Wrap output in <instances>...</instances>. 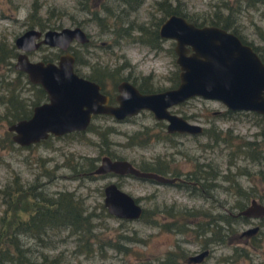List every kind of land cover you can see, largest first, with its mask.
<instances>
[{"label":"rangeland","instance_id":"obj_1","mask_svg":"<svg viewBox=\"0 0 264 264\" xmlns=\"http://www.w3.org/2000/svg\"><path fill=\"white\" fill-rule=\"evenodd\" d=\"M32 0H0V33L7 34L13 38L28 26L27 13L30 10ZM41 5L39 14L45 15L46 4L50 5L51 17L54 26L73 25L80 23L89 34L87 43L72 41L70 47L79 50L84 60L80 66V72L86 74L95 69L97 65H106L108 69L119 66L120 75L128 74L130 78L140 81L143 76L149 74L152 85L165 87L171 84L170 76L177 67L175 54L168 51V46H173L174 40L165 38L162 46L151 49L147 44L128 37H122L114 41L112 31H108L91 16L89 12L82 11L77 7L76 0H38ZM171 4L183 5L188 11L210 13L219 0H168ZM230 8H225L234 16L241 35L251 42L258 44L264 55V0L255 3H247L245 0H226ZM156 0H141L137 8L130 13V17L136 22H150L156 16L161 15L155 6ZM101 3L113 5L115 0H102ZM58 9L60 16L55 15ZM227 11V12H228ZM76 19H78L76 21ZM38 27V25H35ZM49 27V26H48ZM116 39V38H115ZM59 48L54 45L41 44L39 47L29 51L31 58H42L57 56ZM106 86L111 87L109 72L106 76ZM30 91H28L29 93ZM177 112L187 116L192 121H198L204 126L212 122L218 127L231 128V132L246 139L259 138L258 132L264 124L257 119L252 112L245 109L224 116L221 112L226 107L220 100L193 95L185 101L172 106ZM1 108V106H0ZM248 110V109H247ZM157 118L148 109H142L138 113L129 115L124 119H117L109 114H98L92 118L93 127L104 128L110 126L113 130L108 135V142L100 140L98 133L88 129L78 135H50L46 141L31 143L27 146H4L0 144V187H2L17 172L19 179L25 185L33 180L40 181L48 193L58 189H74L77 194L84 198L89 208L93 207L99 216L94 220L106 224L101 228L104 237H111L127 245L124 249L107 246L105 250L97 249L87 254L83 251L73 252L75 238L69 236L66 241L58 243V248H63L66 259L70 264H164L161 257L166 250H179L178 244L186 249H197L205 243L211 250L202 262L203 264H264V228L261 231L262 243L255 247L249 242L240 241L237 233L240 232L244 223L236 224L232 233L227 235L225 242H214L208 240L207 236L197 234L193 228H185L184 231H172L157 225H152L140 218H129L121 220L113 214L100 212V202L103 199V184L108 180L117 181L123 188L136 196L144 206H151L154 202L166 205L175 204L182 208L204 209L202 211H217L225 207L237 210L234 204L238 201L247 202L251 196L264 201V161H252L248 158L237 157L235 165L228 160V147L222 143L208 146L204 143L207 139L205 133L192 134L179 132L174 136L175 142L166 139H153L146 145L126 144V135L135 129L148 126L156 131ZM257 120V121H256ZM262 124V125H261ZM7 122L0 123V139L4 136ZM109 147L126 158L137 162L144 159H152L159 155L166 161L170 168L183 171L191 168L194 159L210 160L212 170L219 169V174L214 178L212 188L208 191V197L203 198L191 193L189 187L177 185L174 182H159L152 178L139 177L130 173L116 174L105 173L93 176H76L72 168L65 161L73 162L80 155L97 156L99 161L101 148ZM65 161V162H64ZM44 167V168H43ZM243 170L244 172H242ZM41 171L47 172L40 173ZM228 173V175H221ZM74 174V175H73ZM232 179H237L240 190H248L249 194L237 192ZM46 192V193H47ZM261 195V196H260ZM261 197V198H260ZM0 194V218L5 212L6 203ZM24 199V198H23ZM262 199V200H261ZM18 203V201H17ZM26 200H19V207L14 211L16 214H25L24 205ZM18 205V204H17ZM187 216L180 215V220L193 226L194 220L205 219L201 214ZM169 219L167 214L160 216ZM183 222V223H184ZM192 222V223H191ZM135 232L141 238L133 241H123L119 232ZM258 244V243H257ZM48 248L55 251L58 248ZM241 249V250H240ZM245 251L246 254H240ZM191 251H187L190 253Z\"/></svg>","mask_w":264,"mask_h":264},{"label":"trees","instance_id":"obj_2","mask_svg":"<svg viewBox=\"0 0 264 264\" xmlns=\"http://www.w3.org/2000/svg\"><path fill=\"white\" fill-rule=\"evenodd\" d=\"M101 1L102 0H76V4L80 10L89 12L100 26L103 25L106 30L112 31L114 41H118V38L121 39L122 37H128L147 44L151 49L158 50L162 46L163 39L166 38L159 34L158 24L162 18L170 12L184 14L188 19L198 24H219L241 36V31L235 22L234 16H231L228 10V12H223L226 7L230 8V5H228L226 0H219L216 7L208 14L204 12L188 11L185 6H179L177 3L171 4L168 0H156L155 6L162 12L161 15L152 18L149 23H135L134 19L130 17V13L137 8L141 0H115L113 5L104 3L100 4L99 2ZM245 1L247 3H255L260 0ZM40 5L41 3L38 0L31 1L30 10L27 13V18L30 19L28 26L38 25L39 28L54 26V21L49 20L52 19L50 5L46 4V7L43 10L45 15L39 14ZM55 12V15H61V13H58V9H56ZM77 20L78 19H76V21ZM78 22L81 23L80 20H78ZM255 48L264 60V55L259 47L255 46ZM167 49L172 54H175L173 46L170 45ZM72 51L75 55L74 69L81 73L80 66L84 60L78 49L73 48ZM16 52L17 48L13 42V38L8 37L7 34L0 33V123H8L19 117L28 116L31 112L32 105L46 98L45 89L39 83L30 81L23 70L14 66ZM56 57L57 56H48L42 58L54 59ZM124 63L125 62H121L119 66L113 67V69H108L106 65H97L95 69L87 72L86 75L97 80L101 84L103 91H108L111 94L115 92L116 83L121 78H128L141 90L163 88L152 85L149 74L143 76L140 81L130 78L128 74L120 75V68L125 65ZM177 71L178 68L173 70L172 75L170 76V85L177 83ZM107 72H109L111 77V87L106 86ZM28 91L30 92L28 93ZM185 100L186 99L181 102ZM240 110L243 109H233L226 106L221 113L224 116H228L229 114H233V112H238ZM245 111L252 112L258 117L257 119L262 120L261 123L264 124L263 114L255 110L246 109ZM97 115L98 114L93 115L92 118ZM156 122V131H152L148 126H143L142 128L129 132L126 135V141L124 142L128 145H146L153 139L167 138V140L174 143L175 139L173 135L179 132L168 131L165 128L164 120L161 118H157ZM91 124L92 119L85 129L72 130L63 134L64 136L78 135L84 133L88 129H93L98 133L100 140L107 143L108 135L113 128L110 126L104 128L93 127ZM11 132L12 131L6 127L4 130V136L0 139V144L8 147L15 145L24 146L16 143L12 139ZM258 132L260 133L258 139H246L231 132L229 126L222 129L212 122L208 126L203 125V130L198 133H205L207 135V139L204 143L208 146H211L212 144L219 145L222 143L225 147H228V165H235L237 157H249L250 160L256 162L264 161V127L262 126ZM50 135L53 134H49L48 136ZM47 137L36 142H44L47 140ZM27 145L29 144H25V146ZM100 153H107L110 156L124 157L114 150H111L109 147H102ZM96 157L97 156L92 155H80L75 161L70 162L69 157L66 156L65 161L72 168V173L76 174V176H93L95 173H90L89 170L96 165ZM130 160L133 161V159ZM133 162L142 169L155 170L168 175H182L184 179L177 178L174 183L180 186L189 187L191 193L203 195L205 197L213 186L214 178L219 174V169L212 170L210 160L194 159L192 167L183 171V173L181 169H172L167 166L166 161L161 159L159 155L150 160L142 158L137 162ZM241 171L244 172L243 170ZM40 173L48 174L44 171H41ZM221 175H228V173H223ZM232 180V183L236 186L237 192L244 193V197H247L249 194L248 190H240L241 187L238 180ZM46 192V188L42 186L40 181L33 180L28 185L23 184L22 180L19 179L17 172H13L11 178L0 187L1 199L6 203L4 209L5 212L0 218V264H70V260L66 259L64 256L63 248L57 247L59 242L66 241L69 236L75 238L74 247L71 249L73 252L83 251L89 254L97 249L105 250V247L107 246L117 247L119 249L127 247V245L116 239L104 237L101 228L99 227H106V224L94 220L96 219L95 217L100 214H97L98 212H96L93 207L89 208L84 202V198L81 197L80 194H77L74 189H58L51 194ZM139 197L140 196H136L138 200ZM23 198L26 200V204L23 207L26 209V211H24L26 213L16 214L14 211L18 207L20 209L19 200H24ZM246 203L238 201L237 205H234L239 209ZM100 207V212H104L105 214L110 213L107 211L103 201L100 202ZM231 209L233 208L231 207ZM202 210L204 209L195 207L187 209L175 204L166 205L154 202L149 207L143 205L142 212L137 218L143 219L149 224L157 225L172 231L180 232L184 231L185 228H193L197 234L205 237L207 236L208 240L213 239L214 242H225L227 235L232 233L236 224L240 223V220H234L233 216L230 215V219L225 216L226 220L222 222L223 225L220 223L218 224L216 220H212L210 212ZM183 213H186L187 216H202L201 214H204L206 217H209L204 221H200L198 225H195L193 222V224H191L193 226H190L189 223L180 220V215ZM163 214H167L170 218H161L160 216ZM218 216L221 219L223 218L222 213H218ZM119 218L121 220L129 219L118 217V219ZM119 235L123 237V241H133L141 238L132 231H121L119 232ZM251 242L254 244L258 243V238L254 237ZM55 247L58 248L55 251L47 250L48 248ZM242 253L246 254L245 251H240V254ZM160 262L164 264H179L178 254H170L169 250H167L163 257H161Z\"/></svg>","mask_w":264,"mask_h":264},{"label":"water","instance_id":"obj_3","mask_svg":"<svg viewBox=\"0 0 264 264\" xmlns=\"http://www.w3.org/2000/svg\"><path fill=\"white\" fill-rule=\"evenodd\" d=\"M161 36L174 40L173 49L178 67V81L174 85L154 90H141L128 78L116 83L115 103L101 84L74 69L75 55L71 42H86L89 35L80 24L60 27L28 26L13 37L17 48L14 66L26 77L39 83L46 91V99L34 103L28 116L7 123L12 139L18 144H30L47 137L72 130L85 129L98 112L116 118L148 109L154 117L165 120L168 131L198 133L203 124L192 121L172 109L182 100L200 95L220 100L233 109H251L264 113V60L257 50L239 35L216 23H196L184 14L170 12L158 24ZM41 43L57 46L61 51L54 59L31 58L29 51ZM112 171L170 182L175 176L142 169L126 157L104 153L90 173ZM103 203L108 212L117 217L137 218L143 205L136 195L117 181L103 184ZM236 213L257 216L264 214V202L255 197ZM246 227L242 232L257 229ZM208 249L193 253L198 260Z\"/></svg>","mask_w":264,"mask_h":264},{"label":"flooded vegetation","instance_id":"obj_4","mask_svg":"<svg viewBox=\"0 0 264 264\" xmlns=\"http://www.w3.org/2000/svg\"><path fill=\"white\" fill-rule=\"evenodd\" d=\"M81 25V24H80ZM87 32V31H86ZM88 33V32H87ZM89 35V34H88ZM239 37L243 40V41H245V42H249L254 48H255V46H258L259 47V45L258 44H255V43H253V42H251L250 40H248V39H246L244 36H240L239 35ZM90 38V37H89ZM89 41V40H88ZM88 41H86V43L88 42ZM78 42V41H77ZM79 43H84V42H79ZM41 44H44V43H41ZM40 44V45H41ZM39 45V46H40ZM256 49V48H255ZM257 50V49H256ZM61 51V49H59V52ZM257 52H258V50H257ZM259 53V52H258ZM82 74V73H81ZM84 75H86V74H84ZM87 76V75H86ZM118 82V81H117ZM101 89H102V86H101ZM103 90V89H102ZM116 91V90H115ZM107 93H109V95H110V97H109V99H108V101L109 102H112V103H115L116 102V100L113 98V94H111L110 92H108V91H106ZM46 99V98H45ZM187 99V98H186ZM246 110V109H245ZM248 110H251V109H248ZM258 112V111H257ZM259 113H261V114H263L264 115V113L263 112H259ZM96 114H109V113H104V112H98V113H96ZM93 115H95V114H93ZM109 115H111V114H109ZM131 115H133V114H131ZM112 117H114L113 115H111ZM129 115H125V116H123V117H121V118H117V119H124V118H126V117H128ZM185 116V115H184ZM114 118H116V117H114ZM188 118V117H187ZM164 120V119H163ZM164 124H165V120H164ZM166 128V127H165ZM173 132H175V131H173ZM102 155V154H101ZM100 155V156H101ZM100 158V157H99ZM129 159V158H128ZM132 161V160H131ZM133 162V161H132ZM98 162H96V164H97ZM134 163V162H133ZM135 164V163H134ZM136 165V164H135ZM137 166V165H136ZM112 171H106V172H102V173H95V174H105V173H111ZM113 173V172H112ZM167 176H175V175H168V174H166ZM177 178H179V179H184L183 177H182V175H177V176H175V178H174V180H172V181H170V182H175L176 181V179ZM153 179V178H152ZM48 193V192H47ZM48 194H50V193H48ZM200 197H203V198H207L208 197V195L205 197V196H203V195H199ZM251 197H254V196H251ZM250 197V198H251ZM256 198V197H255ZM260 201V200H259ZM195 208H197L198 206H194ZM238 210V209H237ZM237 210H233V209H231V208H229V207H223L222 208V210H217V212L216 211H212L211 210V212L208 210V212H210L211 214V218H212V220H216L217 221V223L219 224H221V225H223V223L222 222H224L225 220H226V218H225V216H227L228 217V219H230V215H232L233 216V218H234V220H240V222H246V223H244L245 225H243V227H242V229L240 230V232L239 233H237V235H238V238L240 239V241H244L245 243L246 242H249V243H251V244H254L253 242H251L252 241V239L254 238V237H257L258 238V244L256 243V244H254L255 245V247H257L258 245H261V243H262V238H261V231L263 230V228H264V214H261V215H257V216H250V215H246V214H241V213H236V211ZM218 213L220 214V213H222L223 214V218L221 219L219 216H218ZM195 217H199L198 215H196ZM209 216H207L204 220H206L207 218H208ZM203 219H199V220H194L193 222L195 223V225H198V223L200 222V221H204ZM252 225H257L258 227H257V229L256 230H253V231H249V232H242V230L244 229V228H246V227H249V226H252ZM229 236V235H228ZM218 243H220V242H218ZM178 247H179V250L181 251L180 253L179 252H177V250H174V248L173 249H168L169 250V253L170 254H178V263L179 264H203L202 262L205 260V258L209 255V253H210V250H211V248L208 246V245H206V244H201L197 249H194V250H189V249H186L183 245H180V244H178L177 245ZM203 248H207L208 249V251H207V253H205L202 257H200L198 260H196V259H192L191 258V255L193 254V253H196V252H198V251H200V250H202ZM167 251V250H166ZM187 251H191L190 253H187Z\"/></svg>","mask_w":264,"mask_h":264}]
</instances>
